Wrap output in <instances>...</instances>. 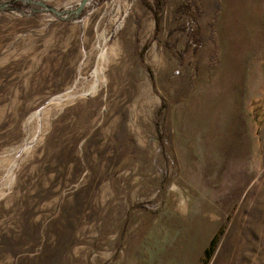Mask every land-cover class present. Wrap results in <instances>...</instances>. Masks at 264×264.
Listing matches in <instances>:
<instances>
[{"label": "rangeland", "instance_id": "374dc122", "mask_svg": "<svg viewBox=\"0 0 264 264\" xmlns=\"http://www.w3.org/2000/svg\"><path fill=\"white\" fill-rule=\"evenodd\" d=\"M79 1L0 0V264H264V0Z\"/></svg>", "mask_w": 264, "mask_h": 264}, {"label": "trees", "instance_id": "16d2710c", "mask_svg": "<svg viewBox=\"0 0 264 264\" xmlns=\"http://www.w3.org/2000/svg\"><path fill=\"white\" fill-rule=\"evenodd\" d=\"M214 239H215V234L211 236L208 245L204 248V254L206 257L209 256V254L211 253Z\"/></svg>", "mask_w": 264, "mask_h": 264}, {"label": "bare ground", "instance_id": "6f19581e", "mask_svg": "<svg viewBox=\"0 0 264 264\" xmlns=\"http://www.w3.org/2000/svg\"><path fill=\"white\" fill-rule=\"evenodd\" d=\"M96 88H97V84H96V82L91 86V88H89L91 91H95L96 90ZM83 93H85V92H83ZM82 93V94H83Z\"/></svg>", "mask_w": 264, "mask_h": 264}, {"label": "water", "instance_id": "95a60500", "mask_svg": "<svg viewBox=\"0 0 264 264\" xmlns=\"http://www.w3.org/2000/svg\"><path fill=\"white\" fill-rule=\"evenodd\" d=\"M84 1L85 0H80L79 3H78V5H77V8H80ZM39 3H41V2H39Z\"/></svg>", "mask_w": 264, "mask_h": 264}, {"label": "crops", "instance_id": "0c3cea01", "mask_svg": "<svg viewBox=\"0 0 264 264\" xmlns=\"http://www.w3.org/2000/svg\"><path fill=\"white\" fill-rule=\"evenodd\" d=\"M213 234H214V233H212V234L210 235V237L208 238V242H209V240H210V238H211V236H212ZM207 245H208V244H207ZM207 245H206V246H207ZM206 246H205V247H206ZM205 247H204V248H205Z\"/></svg>", "mask_w": 264, "mask_h": 264}]
</instances>
